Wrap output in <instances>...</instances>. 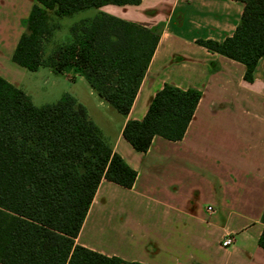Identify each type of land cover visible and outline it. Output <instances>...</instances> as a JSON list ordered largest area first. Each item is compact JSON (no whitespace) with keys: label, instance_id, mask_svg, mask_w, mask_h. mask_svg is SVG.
Segmentation results:
<instances>
[{"label":"crops","instance_id":"obj_1","mask_svg":"<svg viewBox=\"0 0 264 264\" xmlns=\"http://www.w3.org/2000/svg\"><path fill=\"white\" fill-rule=\"evenodd\" d=\"M34 3L0 0V76L32 102L25 88L29 71L11 57ZM243 7L239 0H139L95 8L159 35L124 115L81 74L43 66L71 82L66 92L137 172L130 188L100 181L77 244L141 264H264L258 243L264 228V58L248 82L243 63L196 42L232 35ZM49 43L46 54L53 37ZM165 83L201 92L192 118L181 139L155 135L145 152L137 151L122 135L124 123L141 120ZM225 236L231 245L222 246Z\"/></svg>","mask_w":264,"mask_h":264},{"label":"trees","instance_id":"obj_2","mask_svg":"<svg viewBox=\"0 0 264 264\" xmlns=\"http://www.w3.org/2000/svg\"><path fill=\"white\" fill-rule=\"evenodd\" d=\"M244 7L232 35L199 45L245 65L252 82L264 58V0ZM139 0H35L12 60L29 71L81 74L96 94L124 115L130 110L159 40L147 28L103 11L81 18L70 39L45 46L60 19L106 4ZM201 92L165 83L141 120H127L123 137L145 152L155 135L179 140ZM135 169L116 153L68 92L35 105L28 94L0 76V264H141L79 245L75 238L102 179L130 188ZM264 249V228L258 239Z\"/></svg>","mask_w":264,"mask_h":264},{"label":"rangeland","instance_id":"obj_3","mask_svg":"<svg viewBox=\"0 0 264 264\" xmlns=\"http://www.w3.org/2000/svg\"><path fill=\"white\" fill-rule=\"evenodd\" d=\"M95 13V8H89L61 18L60 28L53 35L54 44L68 41L70 39V26L81 18L93 17ZM50 45L51 43L45 46V53L50 49ZM28 73V77L25 80V88L33 97L35 105L56 101L71 85L67 78L50 72L48 68L42 67L38 71H29Z\"/></svg>","mask_w":264,"mask_h":264},{"label":"built area","instance_id":"obj_4","mask_svg":"<svg viewBox=\"0 0 264 264\" xmlns=\"http://www.w3.org/2000/svg\"><path fill=\"white\" fill-rule=\"evenodd\" d=\"M206 209L208 210V212H212L213 208L211 206H207ZM232 237L230 236H225L221 242L222 246H229L232 244Z\"/></svg>","mask_w":264,"mask_h":264}]
</instances>
